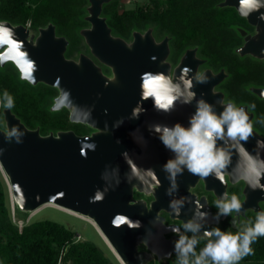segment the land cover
Instances as JSON below:
<instances>
[{
	"label": "water",
	"instance_id": "obj_1",
	"mask_svg": "<svg viewBox=\"0 0 264 264\" xmlns=\"http://www.w3.org/2000/svg\"><path fill=\"white\" fill-rule=\"evenodd\" d=\"M88 1L85 20L89 26L79 30L88 51H80L77 57L67 56L70 40L57 33L53 22L34 31L25 24L0 19L24 42V48L36 63L38 70L34 74L35 82L31 84L43 83L58 89L50 109L67 108L71 122L90 128L83 135L73 129L50 131L45 135L40 126L29 128L12 109L4 108L5 128H0V148L4 151L0 153V168L8 181L13 203L27 213L46 204H56L90 217L124 264L163 262L176 255L174 241L179 237L171 229L180 228L183 234L185 231L178 223L167 224L162 212L173 221L185 224L193 219L195 207L202 205L200 211L208 215L204 220L198 216L195 220L203 226L197 233L201 238L205 226L215 227L226 220L229 216L221 217L219 222L214 218L216 213L208 193L216 200L224 193L229 198V187L243 183L240 200L243 207L239 215L234 212L231 217L235 228L247 217L248 211H264V191L251 190L244 171L247 156L264 161V143L257 146V141H264V134L253 126V136L247 142L241 141L242 148L240 145L229 146L230 162L224 170L223 183L214 175L207 178L192 175L185 165H181L183 172L176 174L177 187L172 189L170 174L163 165L168 159H175L177 154L164 147L154 126L172 127L181 123L188 127L189 117L195 114L196 100L184 104L181 98L170 113H163L154 108L151 98L142 99L143 74L164 73L175 78L183 67L188 66L193 70L190 76L199 73L209 78L204 84L193 80L197 100L203 98L214 105L213 111L217 114L223 111L222 104L226 106L231 102L244 108L253 123L255 113L248 104L236 105L234 101L226 100V93L218 89L228 77L226 69L214 71L205 67L208 60L199 55L197 46L187 48L174 64L169 35L158 38L153 26L133 30L131 39L116 35L107 16L103 15L104 6L112 0ZM218 6L234 7L241 15L239 0H223ZM261 14H264V8L246 17L256 27V32L247 34L240 28L245 42L236 52L264 61V19H260ZM8 63L0 67L4 68ZM104 66L110 73L105 72ZM250 90L264 99V86H252ZM138 106L144 111L138 118H131L133 109ZM122 118L123 123L114 127ZM11 127L25 132L23 143L5 141L4 134ZM92 142L96 145L94 151L85 147ZM221 143L218 141V145ZM123 153L130 159L126 160ZM133 168L140 170V178H133L129 183L127 174ZM148 169L152 172L145 171ZM260 183L264 184V178ZM199 186L208 193L195 192ZM98 189L102 192L107 189L103 200L90 202ZM182 198L180 216H176L169 205ZM117 216L138 220L140 227L129 228L127 223L116 227ZM168 253L172 255L168 256Z\"/></svg>",
	"mask_w": 264,
	"mask_h": 264
},
{
	"label": "trees",
	"instance_id": "obj_2",
	"mask_svg": "<svg viewBox=\"0 0 264 264\" xmlns=\"http://www.w3.org/2000/svg\"><path fill=\"white\" fill-rule=\"evenodd\" d=\"M221 1L148 0L143 6L122 9L121 0H112L104 6L103 15L107 16L114 33L126 39H131L133 30H145L149 26L155 27L158 38L169 35L174 64L187 48L199 47V55L208 60L206 66L215 71L224 67L229 73L221 85L227 100L234 101L236 105L248 104L255 113L253 126L264 130L261 122L264 121V99L249 89L251 85H264V61L240 59L236 47L242 43V37L236 25H240L244 18L234 7L218 6ZM88 3V0H0V19L13 24H28L33 30L53 22L57 33L70 40L67 56L77 57L80 51H88L79 32L89 26L85 20ZM5 91L14 99L13 112L29 128L40 126L41 133L45 135L50 131L68 129L81 135L90 131L84 124L71 122L67 108L60 111L50 109L59 93L57 88L21 80L12 63L0 67V128H5L2 106ZM252 105H255L254 109ZM242 187V182L231 185L229 199L236 195L241 200ZM197 192L207 193L204 189ZM9 198V187L0 169V264H115L98 243L78 239V232L62 223L41 219L20 228L13 221ZM216 201L211 195L209 202L214 213H217L213 204ZM262 206L264 208V202ZM19 213L27 214L16 207V214ZM256 215L248 211L237 228L232 226L230 217L215 227L235 233L247 221L255 222ZM188 236L191 238L193 233ZM206 243L200 238L196 245L197 253ZM251 247L254 255L244 257L239 264H264V237H259ZM149 264H177V257L175 255L163 262L153 260Z\"/></svg>",
	"mask_w": 264,
	"mask_h": 264
},
{
	"label": "clouds",
	"instance_id": "obj_3",
	"mask_svg": "<svg viewBox=\"0 0 264 264\" xmlns=\"http://www.w3.org/2000/svg\"><path fill=\"white\" fill-rule=\"evenodd\" d=\"M264 8V0H239V11L241 15L247 17L253 12H259ZM260 19H264L261 14ZM0 66L11 62L19 72L20 79L28 83L35 82V72L38 70L35 61L24 48V42L21 41L14 30L5 23L0 22ZM153 60L156 57H152ZM163 63V62H162ZM193 70L185 66L181 69L180 75L173 78L164 73H145L142 75V99L153 101V106L158 112L170 113L178 100L183 98L184 104H191L196 100L195 114L189 117V126L184 127L181 123H176L172 127L157 124L154 131L159 134V140L165 148L175 152V159H168L163 165V169L170 174L172 180V189L177 187L175 177L178 172H183L181 165H185L188 172L201 178H207L214 175L217 179L224 182V170L230 162L229 146L243 145L241 141L247 142L253 136V123L249 119L244 108H238L229 102L226 106L222 104L223 111L217 114L213 111L214 105L206 102L203 98L196 99V93L193 80L199 84L207 83L209 78L206 75L196 73L190 76ZM2 106L11 110L14 107L13 97L5 91L3 94ZM255 108V105H252ZM144 111L141 107H136L132 111L131 118H138ZM264 123V121H261ZM123 123V118L117 122L114 127ZM107 130V125L105 126ZM25 132L11 127L5 134V141L8 143H23L22 138ZM218 141L222 142L218 145ZM119 143V141H117ZM264 141H257L259 146ZM85 147L95 150V143H88ZM4 151L0 148V153ZM126 160L127 153H123ZM152 172L151 169L145 170ZM245 178L247 179L251 190L264 191V184L260 180L264 178V161H258L247 156L244 161ZM139 169L133 168L132 172L127 174L128 182L133 178L139 179ZM97 190L90 202L102 201L104 194ZM171 194V189L169 190ZM184 199L174 200L169 207L176 216H180V206ZM216 208L218 212L215 219L219 222L221 217L231 216L232 213L240 214L243 207L240 199L236 195L228 198L224 193L217 201ZM202 205H197L194 210L193 219L188 220L183 225L185 232L191 231L193 236L190 238L181 233L180 228H172L171 231L179 238L174 241L173 251L177 257V264H239V261L249 255H254L251 245L259 238L264 237V211L258 212L255 222L249 220L243 227L235 233L223 231L219 227H210L203 229L202 238L207 241L205 246L197 253L196 245L200 242L197 233L203 227L196 223V217L204 220L208 213L200 211ZM127 223L129 228H139L140 221H132L127 217L117 216L114 225L119 227ZM235 223V221H233ZM171 256L172 253H168Z\"/></svg>",
	"mask_w": 264,
	"mask_h": 264
},
{
	"label": "rangeland",
	"instance_id": "obj_4",
	"mask_svg": "<svg viewBox=\"0 0 264 264\" xmlns=\"http://www.w3.org/2000/svg\"><path fill=\"white\" fill-rule=\"evenodd\" d=\"M148 0H121V7L122 9H128V8H136L138 6H143L146 4ZM121 9V10H122ZM1 105V104H0ZM262 130V129H261ZM263 131V130H262ZM1 169V168H0ZM5 180L8 184V181L6 179V176L1 169ZM9 187V184H8ZM196 190H203L202 186H199ZM208 193V192H207ZM209 198H211L212 193H208ZM9 203L11 205L12 209V218L13 221L22 228L23 225L31 223L35 220H41V219H49L54 220L56 222L62 223L65 226L72 228L78 232L77 236H81V240L87 239L92 240L98 245L104 249L105 253L111 257V259L115 262V264H122L121 261L118 259L116 253L113 251L114 249L109 247V244L105 241L103 236L99 233L97 228L93 225V223L90 222V220L78 213H73L72 211H67L62 208H59L53 204H46L37 210L33 212H29L27 214L19 213L16 214V205L13 203V200L11 199V196L9 198ZM214 209L218 212V209L216 208V202H213ZM215 211V212H216ZM78 238V237H77Z\"/></svg>",
	"mask_w": 264,
	"mask_h": 264
},
{
	"label": "flooded vegetation",
	"instance_id": "obj_5",
	"mask_svg": "<svg viewBox=\"0 0 264 264\" xmlns=\"http://www.w3.org/2000/svg\"><path fill=\"white\" fill-rule=\"evenodd\" d=\"M239 13V12H238ZM240 15V14H239ZM241 16V15H240ZM241 17H243L244 19L242 20V23L240 24V25H236V28H237V30H238V32H239V34H240V36L242 37V43L239 45V46H241L242 44H244V42H245V40H244V36L241 34V32L239 31V29L240 28H242V29H245L246 31H247V34H254L255 32H256V27L255 26H253V25H251L250 23H249V21H248V19L246 18V17H244V16H241ZM25 25H27L29 28H31L30 27V25H28V24H25ZM32 29V28H31ZM33 30V29H32ZM34 31H37V30H34ZM239 46H237L236 47V49L239 47ZM240 55V54H239ZM240 59H258V58H255V57H252V56H250V55H246V56H241L240 55ZM205 67H208V66H206L205 65ZM226 69V68H225ZM104 70H105V72L106 73H110V70H109V68L108 67H106V66H104ZM215 71V70H214ZM219 71V70H218ZM227 72V71H226ZM227 74L229 75V73L227 72ZM225 81V80H224ZM223 83V82H222ZM222 83L218 86V89H221L222 91H224L222 88H221V85H222ZM252 86H254V85H251V86H249V89L252 87ZM264 86V85H263ZM225 92V91H224ZM226 93V92H225ZM260 98V97H259ZM226 100H227V94H226ZM228 101H230V100H228ZM254 119H255V117H254ZM255 127V126H254ZM257 130H259L258 129V127H255ZM259 132H261L262 134H264V130L262 131V130H259ZM199 188V187H198ZM197 188V189H198ZM199 191H201V190H199ZM195 192H197V190L195 189ZM198 194H200V195H202L201 193H199L198 192ZM136 196L137 197H140V194H136ZM148 199H151L150 197L148 198ZM214 211V210H213ZM162 215H164L165 217H166V223L167 224H171V223H178L179 225H180V227H181V229L182 230H184V228H183V223L181 222V221H179V220H175V221H173L172 219H170V217L165 213V212H162ZM233 216V214L231 215V216H229L230 217V221H231V217ZM204 228H208V226H205ZM185 231V230H184ZM189 233H191V231H187V232H184V234H186L187 236H188V234ZM171 234H169V235H167V236H170Z\"/></svg>",
	"mask_w": 264,
	"mask_h": 264
},
{
	"label": "bare ground",
	"instance_id": "obj_6",
	"mask_svg": "<svg viewBox=\"0 0 264 264\" xmlns=\"http://www.w3.org/2000/svg\"><path fill=\"white\" fill-rule=\"evenodd\" d=\"M53 205H55V206H57V207H59V208H62V209H64V210H67V211H72L73 213H78V212H75V211H73V210H71V209H68V208H65V207H62V206H59V205H56V204H53ZM78 214H81V213H78ZM81 215H83V216H85V217H87L89 220H90V222L91 223H93V225L97 228V230L99 231V233L103 236V238L105 239V241L109 244V247H110V243H109V241H108V239L102 234V232H101V230L99 229V227H98V225H97V223L94 221V220H92L90 217H88V216H86V215H84V214H81ZM114 251V250H113ZM115 252V251H114ZM116 255V254H115ZM118 257V256H117ZM119 258V257H118ZM121 261V260H120ZM122 262V261H121ZM122 264H124L123 262H122Z\"/></svg>",
	"mask_w": 264,
	"mask_h": 264
},
{
	"label": "built area",
	"instance_id": "obj_7",
	"mask_svg": "<svg viewBox=\"0 0 264 264\" xmlns=\"http://www.w3.org/2000/svg\"><path fill=\"white\" fill-rule=\"evenodd\" d=\"M80 238H81V236L79 235V236H78V239H80Z\"/></svg>",
	"mask_w": 264,
	"mask_h": 264
}]
</instances>
